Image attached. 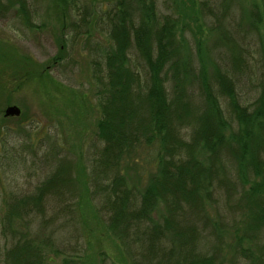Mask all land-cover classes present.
Wrapping results in <instances>:
<instances>
[{"label":"trees","instance_id":"trees-1","mask_svg":"<svg viewBox=\"0 0 264 264\" xmlns=\"http://www.w3.org/2000/svg\"><path fill=\"white\" fill-rule=\"evenodd\" d=\"M47 1L61 29L66 11L79 10L76 0H0V12L34 28V5ZM178 1L179 13L195 22L198 65L178 40L183 17L162 15L157 0H113L86 13L110 40L107 47L92 44L101 145L91 159L92 187L87 180L78 187L69 163L35 191L11 193L0 215V264H47L49 254L67 252L49 229L58 221L74 228L76 210L84 219L94 201L95 219L133 264H264V6L254 4L245 19L230 23L231 0ZM205 19L215 36L210 51L198 36ZM79 22L72 27L91 35L92 21ZM66 44L64 38L56 62L65 59ZM38 76L69 90L47 70ZM3 141L0 179L27 161ZM145 147H153L156 169L140 190L127 175L140 170ZM88 232L94 238L92 227ZM69 252L62 264L83 257L80 242Z\"/></svg>","mask_w":264,"mask_h":264},{"label":"rangeland","instance_id":"rangeland-1","mask_svg":"<svg viewBox=\"0 0 264 264\" xmlns=\"http://www.w3.org/2000/svg\"><path fill=\"white\" fill-rule=\"evenodd\" d=\"M109 3L105 0H76L79 12L66 11L67 24L64 29L60 28L59 15L48 1L34 5V28L16 18L13 12H0V143L4 139L3 142L9 150L15 147L22 150L27 160L14 174L10 173L0 179V215L4 211L3 201L11 193L20 195L35 191L52 172L69 163L73 164L71 174L79 183L78 187H83L82 184L86 180L89 187H92L91 159L101 147L96 138L99 113L90 80L91 62L95 59L92 44L99 43L107 47L110 40L101 30V26L99 29V26L94 27V17H88L86 13L94 12L100 7L106 9ZM157 4L162 15L171 13L176 17L180 16V20L183 17L182 23L179 24L178 40L187 44L193 56L190 57L198 65L194 19H186L185 15L179 13L178 0H157ZM254 4L264 6V0H231L228 8L229 22L232 18L235 21L245 19V12L247 14ZM84 16L92 21L89 36L83 34L87 27L75 30L71 25L81 22ZM209 23L205 19L202 26L206 33L198 34L205 38L206 51H210L215 42L214 34H210L207 29ZM64 38L67 43L66 56L64 60L56 62L54 58L59 54ZM183 54L189 56L185 51ZM212 56L215 57L214 53ZM137 63L135 61V64ZM45 70L50 77L61 82L69 90L58 91L48 79L40 78L38 74ZM248 97H253L251 91L248 92ZM11 106L21 110L19 117H5L6 109ZM152 148L145 147L138 151L140 156L137 168L140 170L133 169L129 172V186L140 190L146 187L150 175L156 169ZM82 168H85V172ZM137 176L141 177V181ZM93 205L87 208L88 214L86 213L84 219L79 209L76 210L74 228H64L58 221L49 229V232L55 233V241L60 247L64 245L67 252L49 254L47 264H62L69 258L67 254L77 246V242L81 244L83 257L73 259L76 264H133L125 248H121L119 241L108 235L105 227L102 228L97 218L95 219L94 214L97 215V212L94 208L99 207V204L94 201ZM89 211L92 217H88ZM101 215L100 213L99 217L106 226L105 217ZM228 219V222L231 221L229 217ZM88 227L93 228L95 239L91 238ZM33 230L37 232L39 228L34 226ZM232 242L231 238L226 239L228 245ZM104 252H107V256ZM221 255V259L229 260L230 249L225 246ZM242 264H249V261Z\"/></svg>","mask_w":264,"mask_h":264},{"label":"water","instance_id":"water-1","mask_svg":"<svg viewBox=\"0 0 264 264\" xmlns=\"http://www.w3.org/2000/svg\"><path fill=\"white\" fill-rule=\"evenodd\" d=\"M21 115V110L18 107L11 106L5 111V117H19Z\"/></svg>","mask_w":264,"mask_h":264}]
</instances>
